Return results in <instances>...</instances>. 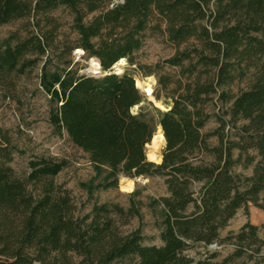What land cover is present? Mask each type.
Listing matches in <instances>:
<instances>
[{"label":"trees","instance_id":"1","mask_svg":"<svg viewBox=\"0 0 264 264\" xmlns=\"http://www.w3.org/2000/svg\"><path fill=\"white\" fill-rule=\"evenodd\" d=\"M60 6L73 13L78 35L62 45L63 65L52 57L60 50L58 28L39 29L16 41L0 40V79L9 81L43 61L40 81L51 95L50 121L89 155L97 176L104 174L94 189L116 186L120 174L165 178L168 195L149 203L161 217L162 244H145L138 230L121 233L114 214L141 216L136 203L128 210L96 203L90 213L76 215L69 192L51 180L65 161L33 159L27 179L19 178L10 164L17 148L0 130V264H234L243 257L264 264V224L247 221L221 236L249 202L264 209V0H0V25ZM149 31L175 48L155 65L135 56ZM77 48L100 61L101 75L81 73L72 56ZM121 59L131 69L115 71ZM137 71L156 77L153 96L165 109L149 99V106L140 105L148 100L136 85ZM248 74L250 86L233 94L231 86ZM215 97L231 104L229 131L224 117L215 130H203ZM158 126L166 143L161 162H154L146 145ZM212 135L217 145L209 143ZM242 162L254 164L252 175L235 171ZM28 183H41L40 193L34 195ZM196 243H229L233 251L196 260L184 253Z\"/></svg>","mask_w":264,"mask_h":264},{"label":"rangeland","instance_id":"2","mask_svg":"<svg viewBox=\"0 0 264 264\" xmlns=\"http://www.w3.org/2000/svg\"><path fill=\"white\" fill-rule=\"evenodd\" d=\"M93 15L94 13L90 14L86 20H90ZM73 21L74 15L66 6H60L51 12L40 11L34 16L0 25V40L12 37L16 41L27 36L30 31L38 32L39 29L50 31L58 28L55 43L60 50L56 51V53L54 52L52 57L54 56L53 63H58V60L62 62V59L67 56V54L65 56L60 54L62 45L67 44V41L73 44L78 38L77 32L73 28ZM174 52L175 48L164 35L149 31L143 47L135 53V56L141 63L155 65L159 61L172 56ZM72 56L75 61L79 62V67H83L81 71L90 66L91 58L87 57L83 49H75ZM69 58L70 56H68ZM121 60L124 61L121 62ZM121 60L115 64V71L120 72L126 68L131 69L127 59ZM60 65H63V62ZM42 66L43 61L41 60L36 66L27 68L25 73L13 75L9 81L0 79V130H5L10 134L12 142L17 148L10 163L16 175L26 180L31 172L30 161L33 159L44 157L53 161H65L64 168L51 180L56 189L69 192L74 203L76 215L83 216L90 213L96 203L117 204L125 210H128L132 204L136 203L140 208L141 216H120L114 214L121 233L126 235L138 230L142 233L145 244L161 245V217L149 206V203L152 198L168 195L165 178L159 175L129 177L120 174L116 186L94 189L96 184L103 181L104 174L97 176L89 155L72 143L65 130L62 133H58L52 125L50 121V111L53 108L51 95L43 89L40 81ZM163 71L172 74L176 73L171 68H164ZM135 77L136 83L137 80L142 82L141 88L144 89V86L151 84L154 90L156 86V77L154 75L143 76L137 71ZM251 81L252 77L250 74L244 79L236 81L231 86L232 93H237L239 89L248 88ZM144 95H147L146 92ZM146 98L148 100L147 96ZM150 102L148 100L143 103L149 106ZM156 102L153 101V105H157ZM230 105V102L219 101L216 97L207 104L206 108L211 112V117L203 128L204 132H211L218 128L220 117H224L225 123L228 122L226 131L233 127V123L229 122ZM139 106H135L134 110L137 111ZM159 107L161 109L166 108L165 106ZM148 109L151 115H156L153 106L148 107ZM244 122L239 121L237 125L239 126ZM159 131H162L160 126L157 128L156 134ZM230 133H235V130L231 129ZM208 141L211 145H217L219 138L217 135H212ZM165 143V138L160 140L157 147H155L156 152L154 153L155 148L150 142L147 146L148 159L160 162ZM150 152L155 154L158 159H150ZM249 153L256 156L258 160L256 150L250 149ZM238 154L239 151L235 150V157ZM253 169L254 164L245 165L244 162L235 166V171L244 176L252 175ZM127 179L133 181L131 189L122 187V185L126 184ZM28 189L34 195H38L41 191V183H28ZM92 189L94 190L93 192L91 191ZM91 193H93V196H91ZM262 197L264 198V195ZM247 221L255 225L264 224V209L253 202H249L247 206L240 208L229 224L221 230V236L225 237L230 232H237ZM260 234L263 235V232ZM213 251H217L219 254L218 259H222L233 251V245L224 243L220 246L218 245V247H211L210 245L205 246L202 243H196L186 249L184 253L198 260L203 258L206 253L210 254ZM34 264L40 263L35 262ZM234 264L256 263L243 257L235 260Z\"/></svg>","mask_w":264,"mask_h":264},{"label":"bare ground","instance_id":"3","mask_svg":"<svg viewBox=\"0 0 264 264\" xmlns=\"http://www.w3.org/2000/svg\"><path fill=\"white\" fill-rule=\"evenodd\" d=\"M124 60H121V62H123ZM100 68V63L98 61V59H95L93 58V61H92V69L93 70H98ZM137 84L139 86L142 85V82L140 80H137ZM144 90L146 91V94L151 96L153 95V89H152V85L151 84H148L146 86H144ZM157 105L161 106V107H164L160 102H156ZM164 139V136H163V133L162 131H159L157 134L154 135V138H153V142H155L157 145L159 144V141L160 140H163ZM149 157L150 159H158L155 154L153 153H149ZM133 186V181L132 180H128L126 181V184L122 185V187L124 189H131Z\"/></svg>","mask_w":264,"mask_h":264},{"label":"water","instance_id":"4","mask_svg":"<svg viewBox=\"0 0 264 264\" xmlns=\"http://www.w3.org/2000/svg\"><path fill=\"white\" fill-rule=\"evenodd\" d=\"M117 2H115L113 5H115ZM93 58H95V57H92L91 58V61H90V66L89 67H87L86 69H84V70H82L81 71V73H85V74H87V75H96V76H99V75H101L102 74V67H101V63H100V61H99V63H100V68L98 69V70H93L92 69V61H93ZM95 59H97V58H95ZM113 68H116V66H113ZM136 85H137V87L138 88H140V90L142 91V93H144L145 94V90L143 89V88H141L137 83H136ZM147 97H148V99L149 100H151V101H154V102H156V99H155V97L152 95V97L151 96H149V95H146ZM142 104H144L143 102L140 104V105H142ZM163 136H164V134H163ZM165 138V137H164ZM152 144H153V147L155 148V147H157V144L155 143V142H153V139H152ZM150 143H148L146 146H148ZM156 152V148H155V150H154V153ZM162 160V159H161ZM161 162V161H160ZM211 247H218V244L217 243H214V244H211L210 245Z\"/></svg>","mask_w":264,"mask_h":264}]
</instances>
